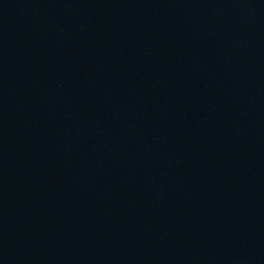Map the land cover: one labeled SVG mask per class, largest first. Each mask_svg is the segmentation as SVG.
I'll return each mask as SVG.
<instances>
[{
  "label": "water",
  "instance_id": "obj_1",
  "mask_svg": "<svg viewBox=\"0 0 264 264\" xmlns=\"http://www.w3.org/2000/svg\"><path fill=\"white\" fill-rule=\"evenodd\" d=\"M0 264H264V0H0Z\"/></svg>",
  "mask_w": 264,
  "mask_h": 264
}]
</instances>
